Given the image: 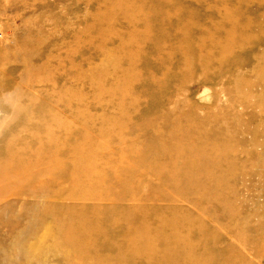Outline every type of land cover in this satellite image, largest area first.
Here are the masks:
<instances>
[{
    "label": "rangeland",
    "instance_id": "rangeland-1",
    "mask_svg": "<svg viewBox=\"0 0 264 264\" xmlns=\"http://www.w3.org/2000/svg\"><path fill=\"white\" fill-rule=\"evenodd\" d=\"M13 136L32 190L0 203V264H264V0H0ZM76 175L106 201L74 210ZM73 214L91 244L68 259L50 241Z\"/></svg>",
    "mask_w": 264,
    "mask_h": 264
},
{
    "label": "bare ground",
    "instance_id": "bare-ground-1",
    "mask_svg": "<svg viewBox=\"0 0 264 264\" xmlns=\"http://www.w3.org/2000/svg\"><path fill=\"white\" fill-rule=\"evenodd\" d=\"M15 139H16L15 136L9 137L6 141L2 142V144L0 145V203H4L5 208L4 209L2 208V210L4 211L10 209L11 207L10 205L12 201H15L16 198L19 197V194L22 191L26 190L28 192V196H30L32 190L33 174L31 172L30 163L24 157L25 149H23L17 142H15L14 141ZM179 144H181L180 140H179ZM224 154L225 153L220 148H214L211 154L205 157L199 156L198 159L200 160V163L202 161L204 162L206 172H208L213 165H218V166L221 165L223 160H221L220 156L222 155V158H224ZM197 167H199V163ZM92 171L95 170L92 169ZM79 177L80 176L76 175L73 182L70 184H73L72 188H75L76 193L77 191L81 193L73 194L68 192L66 198V200H68L69 202L72 201L71 203H73L74 210H76L78 206L94 205L92 207H96L98 206L99 203L100 205H102L106 201V197L102 195L100 196L94 194L92 191L93 188L83 187L80 183L81 181L79 180ZM67 189L68 188H64V191H66ZM88 193L92 195V198L89 196ZM60 195H63V193ZM200 196L204 197L207 202L206 206L202 207V209L199 210L202 213L201 215L205 217L209 214H215L214 206L216 203L219 204L221 202L222 194L215 189H208L205 190L203 194H200ZM177 203H183V202L179 200L177 201ZM146 204L148 206L154 205L152 202ZM80 211L83 210L79 209L76 212V214ZM99 213H101V211H99ZM76 214L68 215L67 218L65 219V221H67L68 223L64 221L67 225H63V228L61 230H59L56 234L51 235L54 237V239L50 241V246L53 252H58L61 253L62 255L64 253L68 259H70L71 256L72 258L76 257V254L82 251L81 248L85 247L87 244H91L88 236L84 237V231L82 230V225L80 224L79 221L80 216L75 217ZM226 215H227V219L233 220L235 218L233 214H226ZM48 216H49V220L52 222L53 217H51V214H48ZM75 221L76 224L79 226L80 231L78 226L75 228ZM72 224L73 226H71ZM7 226L8 228H11L13 226V223H11L10 225L7 224ZM221 230L223 231V229ZM232 230L233 232H240V230H235L234 228ZM187 233L190 232L187 231ZM34 244L29 245L28 243V245L24 246L25 249L23 253L25 256L35 257L36 256L35 253L37 251L40 252L38 246ZM147 249H152V248L149 246H145L144 250ZM184 249L185 251H183L182 255L187 260L193 261L197 259V255L195 253H193L191 250H188L187 248ZM83 251H88V250H83ZM85 258L98 259L99 252L86 256ZM230 264H235V263H230ZM239 264H245V263L239 262Z\"/></svg>",
    "mask_w": 264,
    "mask_h": 264
}]
</instances>
